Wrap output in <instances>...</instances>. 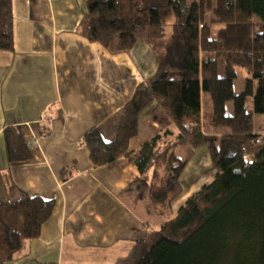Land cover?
<instances>
[{"label": "trees", "instance_id": "obj_1", "mask_svg": "<svg viewBox=\"0 0 264 264\" xmlns=\"http://www.w3.org/2000/svg\"><path fill=\"white\" fill-rule=\"evenodd\" d=\"M86 5L80 27L86 38L123 53L135 48L145 30L157 62L121 114L85 134L92 163L115 167L126 158L149 179V199L157 209L169 208L181 194L180 178L196 150L207 148L216 170L173 219L115 264H264V132L256 130V117H264V32H259L264 0H86ZM13 48V2L0 0V50ZM241 71L251 77L236 94ZM203 95L211 101L212 127L227 130L221 137L202 131ZM155 104L178 129L175 141L168 139L171 133L157 134L130 151L142 117ZM175 147L187 148V157H179ZM54 206L53 199L27 195L0 203L1 264L40 236Z\"/></svg>", "mask_w": 264, "mask_h": 264}, {"label": "crops", "instance_id": "obj_2", "mask_svg": "<svg viewBox=\"0 0 264 264\" xmlns=\"http://www.w3.org/2000/svg\"><path fill=\"white\" fill-rule=\"evenodd\" d=\"M12 2L14 48L0 50V203L27 195L55 206L40 236L6 264H115L182 206L155 208L149 179L132 163L95 166L84 144L121 114L148 72L133 49L116 53L81 33L86 0ZM150 113L132 152L151 138L143 136Z\"/></svg>", "mask_w": 264, "mask_h": 264}, {"label": "rangeland", "instance_id": "obj_3", "mask_svg": "<svg viewBox=\"0 0 264 264\" xmlns=\"http://www.w3.org/2000/svg\"><path fill=\"white\" fill-rule=\"evenodd\" d=\"M189 1L192 2L193 0ZM170 25H173V21L169 23V27H167L168 29H166L167 32L170 31ZM259 32H264L263 24L260 26ZM146 35L147 34L145 30L139 32V42L133 50L135 51V55H137L136 57L138 59L139 66L146 68L150 79L156 72L157 64L155 52L145 40ZM138 64H136L137 67ZM137 67H135L136 71H138ZM250 77L251 75L248 74L246 71L240 72L239 78L234 83V90L236 94H239L244 90L245 82ZM152 107L154 109L153 113H150L148 117L143 120V127L145 128V130H143V136L152 137L153 135L151 136V134H161L163 137L164 135H166V133H171L172 136L168 139L174 142L176 136L178 135V129L172 123L171 119L163 111L162 108H160L156 104ZM227 109L228 113H231L232 105L228 104ZM211 114L212 105L210 98L208 95H203L201 117L202 131L207 135H216L218 137H221L227 132V130L213 128L210 121ZM154 120H156V126H152V122ZM256 130L258 132H264V117H256ZM174 151L181 158L187 157V148L185 147H175ZM160 175L165 179L167 178V175L165 174L163 168L160 171ZM215 175L216 170L212 166V162L207 148H200L196 150L194 154H192V156L190 157L187 166L180 178L182 189L180 192L181 194H179L178 197H176V199H174L172 203H170L169 208L165 207L163 209L164 212L171 213L172 211H177L178 207L180 205H184L187 199H189V197L196 194L199 190H201L204 185L209 184L214 179ZM160 181L161 182L159 183L161 184L162 180Z\"/></svg>", "mask_w": 264, "mask_h": 264}, {"label": "built area", "instance_id": "obj_4", "mask_svg": "<svg viewBox=\"0 0 264 264\" xmlns=\"http://www.w3.org/2000/svg\"><path fill=\"white\" fill-rule=\"evenodd\" d=\"M34 144H38L36 139H34Z\"/></svg>", "mask_w": 264, "mask_h": 264}]
</instances>
